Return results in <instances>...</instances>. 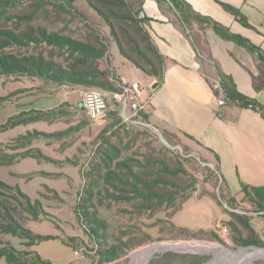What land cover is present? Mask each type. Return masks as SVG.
<instances>
[{"label": "rangeland", "instance_id": "rangeland-1", "mask_svg": "<svg viewBox=\"0 0 264 264\" xmlns=\"http://www.w3.org/2000/svg\"><path fill=\"white\" fill-rule=\"evenodd\" d=\"M127 1L136 10L137 1ZM33 3L31 0L23 2L26 7ZM77 6L78 11L72 13L86 19L41 23L74 37L84 36L88 32L86 25H99L98 28L109 35L108 26L84 1L80 0ZM109 55L117 73L128 72L127 65L131 64L115 41ZM140 73L141 77L136 80L149 88V77ZM88 89L92 88L0 76V125L11 116L31 109H54L52 116L58 118L55 123L38 122L0 134V142H12L20 149L38 148L48 158H27L12 165H0V179L20 188L32 200H41L49 214L43 220L27 224L34 233L49 238L28 245L26 239L0 231L3 243L25 252L29 261H34L37 253L53 264H129L136 250L162 242L210 243L211 247L224 251L227 250L225 244L236 250L264 249V209L250 198L235 199L218 177L216 165L207 159L199 145L182 135L125 122L114 111L102 119L92 118L82 106L83 92ZM114 107L110 104V110ZM27 130L45 134L28 144L18 136ZM154 150L171 158L173 166L180 162L198 180L195 190L181 192L167 188L176 203L190 195V200L173 218L175 225L164 212L150 218L145 208L138 210L133 206L138 201L131 185L134 179L127 168L119 166V161L133 165L131 159L144 160L143 155L152 154ZM102 152L108 154V162H103ZM110 169L130 184H122L115 177L108 182L104 175ZM95 217L98 223L93 222ZM210 228L214 231L208 230ZM225 228L229 233H219ZM64 240H69L71 246ZM250 240L260 243H244ZM186 248L157 252L146 264H206L215 255ZM250 263L264 264V257ZM0 264L9 263L1 257Z\"/></svg>", "mask_w": 264, "mask_h": 264}, {"label": "trees", "instance_id": "trees-1", "mask_svg": "<svg viewBox=\"0 0 264 264\" xmlns=\"http://www.w3.org/2000/svg\"><path fill=\"white\" fill-rule=\"evenodd\" d=\"M31 1L34 2L33 5L26 7L23 4L24 0H0V76L28 77L57 85L90 86L104 92L116 91L119 90L117 83L120 81L115 70L111 69L109 55L111 42L115 41L124 58L158 82L163 81L165 58L145 26L148 18L144 15L143 9L134 10L127 0H82L90 10L102 18L110 31L106 36L98 28L99 25H86L88 32L84 36L74 37L50 29L41 22L55 20L72 23L77 19H86L81 14L72 13V11H78L77 3L80 0ZM171 1L186 22L191 18L201 20L212 26L223 38L233 40L251 52L260 54L259 73L253 76V85L258 91L264 88V53H261L247 39L232 34L210 18L196 14L183 0ZM228 10L240 16L241 21L247 24L237 9L228 7ZM221 86L222 89L216 92H222L226 100L240 106L253 107L264 117V105L241 94L231 77L222 76ZM113 105L115 107L110 111L117 112L122 119L120 107L117 104ZM53 113L54 109L24 110L1 124L0 134L19 126L38 122L55 123L58 118L52 116ZM142 120L149 122L148 113L142 114ZM44 134L40 131L28 130L27 133L18 136L31 144ZM143 156L144 160L131 159L133 165L119 161V166L127 168L129 175L134 179L131 185L134 198L138 201L133 206L138 210L145 208L150 212V218L159 212H164L173 222L174 216L182 210L184 204L190 199V195L176 203L173 202L172 192L167 188L172 187L181 192L195 190L198 180L188 173L180 162L178 166H173L171 158L165 153L154 150V153ZM27 158L48 159L38 148L33 149L29 146L20 149L12 142H0V165H12ZM102 160L108 162V154L102 152ZM97 167L101 171V168ZM98 176L102 177V174L99 173ZM85 177L87 182L89 174L87 173ZM114 177L122 184L124 182L130 184L112 169L104 175V179L108 182ZM218 177L227 188L219 174ZM96 182H93V185L97 184ZM260 207L264 209L263 206ZM47 216L49 214L45 211L41 200H32L20 188L0 179V231L3 234L26 239L28 245L38 244L49 237L34 233L27 224L30 221L43 220ZM93 222L98 223L97 217L93 219ZM238 241L243 244L241 239ZM238 241L236 243H239ZM64 242L71 246L69 240ZM253 242L260 243L251 240L244 243ZM0 244L2 245L0 258L5 257L9 264H53L37 253L34 254V261H29L25 252L1 240Z\"/></svg>", "mask_w": 264, "mask_h": 264}, {"label": "crops", "instance_id": "crops-1", "mask_svg": "<svg viewBox=\"0 0 264 264\" xmlns=\"http://www.w3.org/2000/svg\"><path fill=\"white\" fill-rule=\"evenodd\" d=\"M136 1V10L143 9L148 18L145 26L165 58L163 81L156 89H146L153 95L148 125L194 141L217 166L235 199L247 197L264 207V117L253 107L228 100L219 104L218 97H225L213 88L217 75L231 77L241 94L264 105V88L258 91L253 85L260 55L223 38L201 20L186 22L171 0ZM183 1L196 14L247 39L264 53V0ZM228 7L237 9L247 24ZM129 63L128 72L122 74L112 61L111 68L120 81H139L143 71ZM147 76L150 86L156 79Z\"/></svg>", "mask_w": 264, "mask_h": 264}, {"label": "built area", "instance_id": "built-area-1", "mask_svg": "<svg viewBox=\"0 0 264 264\" xmlns=\"http://www.w3.org/2000/svg\"><path fill=\"white\" fill-rule=\"evenodd\" d=\"M221 84L222 76L217 75L213 80L214 90L222 89ZM217 100L221 105L226 104L225 98L218 97ZM152 101L153 95L139 81H120L116 91L104 92L95 88L84 91L82 106L92 118L102 119L108 115L110 104H117L123 121L148 126L142 120V114L150 110Z\"/></svg>", "mask_w": 264, "mask_h": 264}, {"label": "bare ground", "instance_id": "bare-ground-1", "mask_svg": "<svg viewBox=\"0 0 264 264\" xmlns=\"http://www.w3.org/2000/svg\"><path fill=\"white\" fill-rule=\"evenodd\" d=\"M213 244L210 243H199L195 242H162L154 243L149 246L136 250L131 255L129 264H146L149 259L157 252L164 251L167 249H176L181 247H188L190 250H204L205 252L214 253V258L207 262L208 264H224L230 262L231 264H251L250 261L264 257V249L254 248H241L239 250H223L222 248L211 247ZM204 246H209L205 248ZM211 262V263H210ZM206 263V264H207Z\"/></svg>", "mask_w": 264, "mask_h": 264}, {"label": "water", "instance_id": "water-1", "mask_svg": "<svg viewBox=\"0 0 264 264\" xmlns=\"http://www.w3.org/2000/svg\"><path fill=\"white\" fill-rule=\"evenodd\" d=\"M260 55V54H259ZM158 85H159V82L157 81V80H155L151 85H150V87H151V89H156L157 87H158ZM224 248L225 249H227V250H236V249H233L232 247H230V246H224ZM258 248V247H257ZM261 249V248H260Z\"/></svg>", "mask_w": 264, "mask_h": 264}, {"label": "flooded vegetation", "instance_id": "flooded-vegetation-1", "mask_svg": "<svg viewBox=\"0 0 264 264\" xmlns=\"http://www.w3.org/2000/svg\"><path fill=\"white\" fill-rule=\"evenodd\" d=\"M213 231H214V229H213V230L211 229V232H213ZM215 232H216V231H215ZM227 232L229 233V231H228L227 228H225L224 230L219 231V233H223V234H224V233H227ZM225 243H226V242H225ZM225 246H227V245L225 244Z\"/></svg>", "mask_w": 264, "mask_h": 264}]
</instances>
